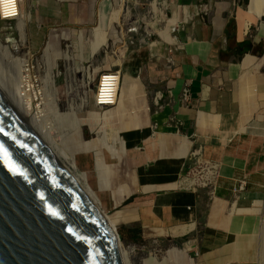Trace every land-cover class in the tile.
Wrapping results in <instances>:
<instances>
[{"label": "crops", "instance_id": "1", "mask_svg": "<svg viewBox=\"0 0 264 264\" xmlns=\"http://www.w3.org/2000/svg\"><path fill=\"white\" fill-rule=\"evenodd\" d=\"M170 1L183 5L193 2ZM113 5L111 0L100 2V27L93 29L88 42L83 31L76 33L73 60L90 61L91 44L99 31L107 29L116 10ZM197 5L205 12L208 3L197 0ZM57 6L58 21L63 24L86 20L76 0ZM43 9L38 11L40 16L45 14ZM29 16L36 21L32 12ZM202 21L204 25L189 31L187 44L170 56L174 59L172 68L162 66L156 59L152 62L153 54L146 48L126 51L120 68H108L107 59L105 65H100L98 72H121L122 102L101 109L102 113H115L106 120L140 156L137 164L126 156L119 163L118 183L125 177L126 161L132 166V192L119 203L123 205L116 213L126 240H130L126 230L136 227L144 239H188L186 242L200 250L197 264H245L246 258L253 256L261 228V216L253 206H262L264 199V22L254 24L256 34L252 38L247 32L239 39L238 22L234 30L224 14L214 20L203 17ZM32 27L35 35L42 32L40 24ZM62 36L67 39V32L52 33L48 39L55 59L62 55ZM158 44L156 41L149 46ZM186 84L189 98L183 102ZM150 137L159 142L152 152L146 142ZM181 151L185 155L181 165L167 161ZM195 151L204 163L219 164L213 196L196 181L201 170L193 157ZM114 171L113 168L110 178ZM241 181L245 189L235 196L233 188ZM149 230L160 233L149 235ZM250 237L252 245L239 251L236 245Z\"/></svg>", "mask_w": 264, "mask_h": 264}, {"label": "rangeland", "instance_id": "2", "mask_svg": "<svg viewBox=\"0 0 264 264\" xmlns=\"http://www.w3.org/2000/svg\"><path fill=\"white\" fill-rule=\"evenodd\" d=\"M22 3L21 7L22 11L26 14V19H30V12H32L36 16V21L32 22L31 24L28 23L26 27V33H27V42L24 46L18 45V33L15 31V24L14 22L9 21H0V80H4L3 84H7V87L13 92L16 85H21L24 77H28V72L30 70L33 71V73L36 74L37 70H40L39 65L42 64L41 58L43 53H47L50 59V67L53 74H58L57 78L55 79V85L58 92V98L52 101L53 106L56 107L60 113H61V119H56L54 117H51L50 119L45 120L47 125H49L51 128L50 131H52V136L55 137L57 141H62L67 145V147H71L77 155L76 159L79 164L80 170H86L91 175V183L93 187L96 189L98 186L100 187V170L97 168V163L95 162V157L101 158L102 153L96 155L94 153L98 146L96 144L95 138L96 134L99 132L100 128L102 126L106 127L110 131H117L115 128L112 127V122L109 123L106 119L114 117L113 112L110 110L107 112L102 113L104 110H100L101 116H102V122L95 121V118L91 111H89L88 107H86L85 113H87V121L83 120L80 123V137L77 135V130L73 125H67V114H68V99L65 96V88L66 84L70 83L71 78L69 77V73L67 70L68 65L71 66L74 69V73H72L73 81L75 85L74 92L71 93L72 101L74 99L75 107L77 114H79V108L78 104L81 103V98L83 97V92H88V90L91 91V94L95 93L97 82H98V74L97 72L100 70L101 66L97 65L101 62L102 59L108 60V68L118 66L117 58L113 56V58H110L109 55L115 53L118 57L121 58L122 63L125 59L124 54L126 51L136 50V49H143L146 48L148 50V53L153 54L151 57V61L153 62L154 59L157 62H161L162 66H164L165 59L161 56L162 54L167 55L169 50H173V53L175 49H178L180 45L174 44L171 45L168 43L163 42L160 38H158L154 32L152 33H145V35L142 32V20L143 19H150L155 20L158 19L162 21L163 15L165 17H171L173 14L174 9L180 5V6H186L187 13L192 15L193 18L190 20L188 25H186L187 28L192 30H197L198 26L204 25L203 17L207 19L209 16L210 19H215L217 17H222L223 14L225 18L231 22V28L235 30L236 28V22H238V31L242 29L243 25H245L246 20L249 18L250 23L248 26V33L247 35L249 38H252L253 35L256 34V24L257 22L263 23L264 22V7L260 11V15L258 14V9L255 6L256 0H204L208 3V5L205 6V12H202L203 8L201 6L197 5V0H193L190 5H183V4H177V3H171L170 0H157V7L161 9V13L158 12L156 15L152 12L151 9V0H111L113 6L116 8L119 4H121L123 1L125 2V25H120L117 22H113L110 27H107L105 29L106 37H107V43L105 42L103 44V48L100 52L97 53V55H94V58H92V52L94 45L96 41L99 40L100 33H97L94 37V41L91 44V57L90 61L88 63H84V60H81V58L74 59L71 55H73L74 50V43L76 38V33L78 31L84 32V38L85 41L88 42V40L92 37V31L94 28L100 27V2L102 0H76V3L78 4V10L82 11L87 17L86 20L83 22H76L71 24H63L59 22L58 15H59V9L58 6L60 3L64 2H75V0H21ZM117 5V6H116ZM96 6V7H95ZM194 6V8H193ZM44 8V9H43ZM44 10L43 16H40L38 14L39 10ZM209 12V14H208ZM203 13V14H202ZM162 14V15H161ZM39 16V17H38ZM237 20V21H236ZM135 21H137V25L139 26V33H137L134 30L128 31L127 35L125 37V42H121L119 39V32L122 28L127 30V28H130L129 24H133ZM141 22V23H140ZM42 26V32L40 34H34L33 30L34 27L38 25ZM52 26H50V25ZM132 26V25H131ZM141 26V27H140ZM161 26V25H159ZM172 23H167L162 29L159 30V33L161 36L169 34L168 29H171ZM208 26V24H207ZM44 29V31H43ZM183 32L184 29L180 28ZM62 30L66 31L68 34V38L62 36V39L60 41V48L62 55L59 58H56L51 54L50 49V42L48 43V39L52 33L61 34ZM244 30V28H243ZM54 31V32H53ZM103 31V30H102ZM171 34V33H170ZM103 37V36H102ZM145 38L144 42L139 41L141 38ZM157 41L159 43L158 45H155L153 47H150L148 43L150 41ZM100 41V40H99ZM87 42H86V48L85 51H87ZM99 43V42H98ZM161 43V44H160ZM35 45V46H34ZM125 45V46H124ZM12 46L11 49H8ZM3 50V52H2ZM6 50H8L10 53L9 55L6 54ZM12 53V54H11ZM11 54V55H10ZM66 55V56H65ZM68 56V57H67ZM158 58L160 61H158ZM32 60V62H30ZM82 61V64H81ZM98 64H97V63ZM121 63V65H122ZM157 63L156 65H158ZM155 64V63H153ZM88 65H93L94 67H90V71L93 74L90 80V84L86 85L85 83L82 84L84 76L82 72V67H87ZM120 65V66H121ZM96 66V67H95ZM117 68H120L119 66ZM77 72H80L78 75ZM71 74V73H70ZM44 69L40 70V72L37 75H34L35 79H39L42 81V86H44V80L46 78ZM31 77V76H29ZM1 80V81H2ZM82 80V81H81ZM35 85H37L35 83ZM47 84V88L51 91L52 86ZM78 87V88H77ZM149 89L152 87L148 86ZM78 89V90H77ZM159 93V92H158ZM157 93V94H158ZM77 96V97H76ZM81 96V97H80ZM75 97V98H74ZM120 95L118 96L117 105L120 104L122 101L119 99ZM156 97V94H155ZM161 96H159L160 98ZM159 103V99H156ZM77 104V105H76ZM74 115V116H75ZM81 116V114H79ZM73 116V115H72ZM54 119V120H53ZM61 120V121H60ZM71 124V123H70ZM109 125V126H108ZM108 126V127H107ZM118 135H121L117 131ZM118 141L120 140V136L115 137ZM80 139V140H79ZM147 146L149 147V150L152 152V150H155L159 146V142L156 138L150 137L146 140ZM112 144L109 143V146ZM88 147L89 153L82 152L83 148ZM115 153L118 152V149H115ZM128 151L130 155H136L137 163L140 160V156L136 153L135 148H130L128 146ZM182 154V151L180 152ZM180 154H177V157L172 158L170 160L167 159V161H172L173 164H177L178 161L184 160V157H180ZM107 158V156L104 155V160ZM111 159L107 158L106 163H108L111 166H107L108 169L111 171L113 170V163L116 161H110ZM128 161V160H127ZM126 161V168L124 166L123 173L124 176L127 177L123 179V181H120L119 183H129L130 184V175L132 172V166L129 164V162ZM178 165V164H177ZM110 167V168H109ZM97 169V170H96ZM126 169V170H125ZM130 171V172H129ZM128 172V173H127ZM126 179V180H125ZM102 202L106 204V207L109 209V211L114 216L117 223L120 222L121 218L119 217L117 210H119L122 205L119 204L120 202L116 199H111L109 195H112V190L108 191V194L106 192V189L104 191L98 192ZM127 197V196H126ZM125 197V198H126ZM253 197H255L253 195ZM118 204V205H117ZM253 209L255 212H258L261 216V228L259 233L257 234L255 243H254V253L253 256L247 257L245 264H264V199L262 202V206H256ZM116 213V214H115ZM119 228H121V224L119 223ZM121 232V231H120ZM149 235L160 233V232H154L152 230H149L147 232ZM143 236V235H142ZM196 236V235H195ZM194 236V237H195ZM146 239L141 242H132L130 240H123L125 251L127 255L129 256L128 261H130V264H153L155 255L158 254L162 256V261L164 264H172L173 260L171 261V257L169 254L170 248L175 247L180 249L185 254L189 255L193 259V264H197V260L199 258L200 250L199 248L192 247L186 240H172L168 237H159V236H144ZM191 237V236H189ZM253 238V237H252ZM247 238L249 240L241 241L239 242L237 247H239V251L244 249L245 245L249 246L252 245V239ZM197 239L195 242H197ZM197 244V243H196ZM239 254V252H238Z\"/></svg>", "mask_w": 264, "mask_h": 264}, {"label": "water", "instance_id": "3", "mask_svg": "<svg viewBox=\"0 0 264 264\" xmlns=\"http://www.w3.org/2000/svg\"><path fill=\"white\" fill-rule=\"evenodd\" d=\"M0 264H129L112 213L1 80Z\"/></svg>", "mask_w": 264, "mask_h": 264}, {"label": "bare ground", "instance_id": "4", "mask_svg": "<svg viewBox=\"0 0 264 264\" xmlns=\"http://www.w3.org/2000/svg\"><path fill=\"white\" fill-rule=\"evenodd\" d=\"M19 2H20V8H21L22 7V5H21L22 1L19 0ZM255 6L259 11L258 14L260 15V13H261L260 11L264 7V0H256ZM193 8H194V6H193ZM151 9L155 15L158 12H160V13L162 12L161 9H159L157 7V1L156 0L151 1ZM124 12H125V2L123 1L121 4H119L116 7L115 12L112 14V18L109 21L108 27H110L113 22H117L120 25H125V19H127V18L125 17ZM192 18H193V16L187 13L186 6L178 5L174 9L172 16L168 18V17H165L163 15L162 21H160L158 19H155V20L143 19L141 22H142V32L144 34H141V35H145V33L154 32L155 35L165 43H168L171 45L178 44L180 46H182L183 44L186 45L188 40L190 39V36H189L190 35V33H189L190 29L187 28L186 25H188V23L190 22V20ZM17 22L18 23L16 24V29H17L18 36H19L18 37V45L21 47V46H24L27 42L26 27H27L28 23L32 22V18H30L29 20L26 19V14L21 9V14H20L19 20ZM170 22L172 23V26H171V29H168L169 34L161 36L159 33V30L162 29L167 23H170ZM249 23H250V19L248 18L245 22V25H243L242 29H240L237 32L239 39L244 38V36L246 35V33L248 31V28L246 26H248ZM129 25H130L129 26L130 28H127V30L122 28L121 31L119 32V39L121 42H124L125 45H126L125 37H126L128 31L134 30L137 33H139V26L137 25V21H135L133 24H129ZM159 25H161V26H159ZM180 28H183L184 31L182 32ZM243 28H244V30H243ZM98 33H100V35H99L100 41L99 40L96 41V43L94 45L93 52H92V58H94V55H97V53L102 50L103 44L105 42L107 43V37H106L105 30L99 31ZM168 39H172L174 41L173 42L167 41ZM144 40H145V38L142 37L139 41L144 42ZM154 42H156V40L150 41L148 43V45H152V44H154ZM11 48H12V46L8 49H11ZM6 51H7L6 54L9 55L10 52L8 50H6ZM2 52H3V50H2ZM113 56L117 58L116 62H118L117 63L118 66L121 65V63H122L121 58L118 57L115 53L109 55L110 58H113ZM30 62H32V60ZM41 62L42 63L44 62V68L43 69H44V72L46 74L45 75L46 78L44 80V86L43 87H41L42 81L39 79H35V77L33 75V71L30 70V72L27 73L28 77H24L21 85H18V86L16 85L13 92L7 87V84H5L6 89L19 102V104L39 123L41 128L47 133V135L51 138V140L54 142V144L57 145V147L61 150V152L65 155V157L72 164V166L83 176V178L87 181V183L90 185V187L93 189V191L96 193V195L100 198L101 201H102V199H101L98 192L104 191V189H106L107 194H108V191L112 190V195L108 194L111 199H116L119 202L123 201L125 199V197L130 195V193L132 192V187L128 183H124V182L118 183L117 179L119 177V169H121V168H119V163H120V161H122L123 157L126 156V157L131 158L133 164H137L136 155H130V153L128 151L127 141L124 138V136L118 135L117 131H110L106 127L102 126L100 128L99 132L96 134L95 141H96V144L98 146V149L94 152V153H96V155L99 154L100 152L102 153L101 158L95 157V162L97 163V168H99V170H100V176H101V178L99 179L100 180V187L98 186L97 189L95 187H93V185L91 183L90 173L86 170H80V168H79V164H78V161L76 159L77 153L73 149H71V147L70 148L67 147V145H65L64 142L57 141L55 139V137L52 136V133H51L52 131H50L51 127L49 125H47L46 122H44L45 120L50 119L51 117H54L56 119H61V113L56 107L53 106V103H52L53 100L58 98V92H57V88L55 85V79L57 78L58 74L52 73L51 67H50V59H49V56L47 53H43L42 58H41ZM102 62L105 65L107 62L106 58L104 59V61L101 60V62L99 64L96 62L98 64L97 67L100 66ZM81 64H82V61H81ZM90 67H94V66L88 65L87 67H82V69H81L83 72L82 74L84 76L82 84L83 83H85L86 85L90 84L89 82H90L91 77L93 75L90 71ZM67 70H68V72L71 73V74L69 73V77L71 78L70 83H68V85L66 84V88H65V92H64L65 96L68 99V114L66 116L67 117V125L69 126V125L74 124V127L77 130V135L80 137V130H81L80 129V123L83 120L87 121V118H86L87 113H85L86 107H88L89 111L92 112V114L95 118V121H98V122H102V116H101V112H100L101 109L96 107L93 104V98H94L95 93L91 94V91L88 90L87 93L83 92V94H81V95H83V97L80 99L81 103L78 104L79 114H81V116L79 114L77 116L75 115V114H77V111H76L77 109L75 107L74 99L72 101V98H71L72 91L74 92V90L76 89L74 83L72 84L73 77H74V76L72 77V73H74L73 72L74 69L68 65ZM29 76H31V77H29ZM3 81L4 80H2V82ZM37 82H39L40 84H37ZM35 83L37 85H35ZM49 83L52 86L51 91L47 88V84H49ZM118 136H120L119 141L115 138ZM109 143H111L112 145L109 146ZM254 143H256V142H254ZM115 149H118V152H116V154H114L116 151ZM82 152L89 153L90 151H89L88 147H85V148H83ZM104 155L107 156V158L111 159L110 161H112V163H113V161H116V163H113V168L115 170L112 174L113 178H110L112 171H110L107 167V166H111V165L106 163L107 158L104 160ZM184 156H185L184 153L180 154V157H184ZM182 163H183L182 160L178 161L179 165H181ZM127 177H125V178H127ZM122 180H123V178H122ZM132 184H134V183H132ZM105 206H106V204H105ZM127 253H126V257H127V259H129L128 258L129 256L127 255ZM169 254L171 257V261L173 260L172 264H193V259L189 255L185 254L184 252H182L178 248L171 247ZM128 262L130 264V261H128ZM153 264H164V262L162 261V256L156 254Z\"/></svg>", "mask_w": 264, "mask_h": 264}, {"label": "built area", "instance_id": "5", "mask_svg": "<svg viewBox=\"0 0 264 264\" xmlns=\"http://www.w3.org/2000/svg\"><path fill=\"white\" fill-rule=\"evenodd\" d=\"M20 14L21 8L19 0H0V21L14 22V27L16 28V24L18 23L17 21L19 20ZM15 31L17 32V29H15ZM172 54L173 50L171 49L168 51V54L164 58V67L172 68L174 66V59L170 57L172 56ZM39 68L40 70L44 68V62L39 65ZM40 70H37L36 74L33 73V75H37ZM37 84L40 83L37 82ZM120 84V69H111L110 71L98 72V82L93 98V104L100 109L114 107L117 104ZM188 98L189 85L186 84L182 90V101L186 102L188 101ZM156 103L158 104L157 100ZM193 157H196V162L201 170V175L196 180L197 183L200 186L207 188L209 194L213 196L215 194V189L218 183L219 164L204 163L199 158V152L196 151L193 153ZM245 186V182L241 181L236 187L233 188L234 195L238 196V194L245 189Z\"/></svg>", "mask_w": 264, "mask_h": 264}, {"label": "trees", "instance_id": "6", "mask_svg": "<svg viewBox=\"0 0 264 264\" xmlns=\"http://www.w3.org/2000/svg\"><path fill=\"white\" fill-rule=\"evenodd\" d=\"M264 60V58H263ZM127 234H128V237L130 239V241L132 242H141V241H144L145 239L144 238H141L139 236V233H140V230L139 228H130V229H127L126 230ZM156 232H159V231H156ZM120 237L122 240H126L125 236L120 232ZM184 240H188V239H184Z\"/></svg>", "mask_w": 264, "mask_h": 264}]
</instances>
